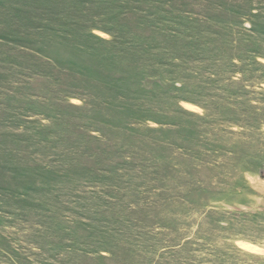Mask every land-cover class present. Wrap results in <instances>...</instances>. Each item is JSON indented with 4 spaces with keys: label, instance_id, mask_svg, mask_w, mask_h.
Returning a JSON list of instances; mask_svg holds the SVG:
<instances>
[{
    "label": "rangeland",
    "instance_id": "obj_1",
    "mask_svg": "<svg viewBox=\"0 0 264 264\" xmlns=\"http://www.w3.org/2000/svg\"><path fill=\"white\" fill-rule=\"evenodd\" d=\"M0 264H264V0H0Z\"/></svg>",
    "mask_w": 264,
    "mask_h": 264
}]
</instances>
